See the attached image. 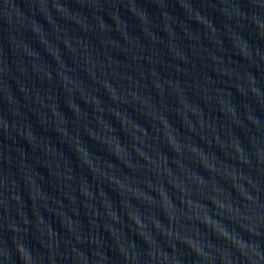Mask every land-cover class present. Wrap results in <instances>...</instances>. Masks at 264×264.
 Returning <instances> with one entry per match:
<instances>
[{"label":"water","instance_id":"obj_1","mask_svg":"<svg viewBox=\"0 0 264 264\" xmlns=\"http://www.w3.org/2000/svg\"><path fill=\"white\" fill-rule=\"evenodd\" d=\"M0 264H264V0H0Z\"/></svg>","mask_w":264,"mask_h":264}]
</instances>
